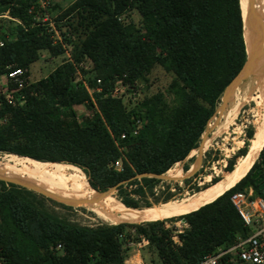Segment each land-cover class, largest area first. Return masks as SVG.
I'll return each mask as SVG.
<instances>
[{
	"label": "trees",
	"instance_id": "trees-1",
	"mask_svg": "<svg viewBox=\"0 0 264 264\" xmlns=\"http://www.w3.org/2000/svg\"><path fill=\"white\" fill-rule=\"evenodd\" d=\"M34 2L0 0V16L8 12L12 18L0 17V76L8 91L25 96L21 105L0 96V153L75 164L94 192L124 182L117 187L118 197L129 208H140L136 196H147V189L154 196L159 180L135 177L166 174L198 147L224 90L245 63L240 0H75L65 9L55 3L54 10L61 9L55 18L60 39L29 14ZM132 11L141 17L140 24L125 19ZM6 21L13 24L9 30ZM43 52L64 56L63 61L46 77L18 89L11 74L29 71ZM86 59L91 68L81 69L94 90L97 108L83 81L77 80L76 65ZM157 66L172 76L171 103L158 92L128 108L110 95L119 81L131 87L148 81ZM83 106L92 114L80 120L78 110ZM134 118L143 122L137 134ZM226 125L222 134H228ZM254 130L247 131L250 145ZM114 138L127 158L120 171L114 169L121 155ZM234 163L229 160V171ZM263 163L264 148L233 188L179 217L190 226L181 234L179 248L165 228L166 220L82 226L48 211L45 197L0 181V257L5 264H123L124 242L135 229V238H148V248L162 264L199 262L217 246L230 245L246 234L231 196L253 187L264 197L254 178L257 171L263 176Z\"/></svg>",
	"mask_w": 264,
	"mask_h": 264
},
{
	"label": "bare ground",
	"instance_id": "bare-ground-1",
	"mask_svg": "<svg viewBox=\"0 0 264 264\" xmlns=\"http://www.w3.org/2000/svg\"><path fill=\"white\" fill-rule=\"evenodd\" d=\"M254 3L260 12L263 24L262 46L264 56V0H254ZM246 6L247 3L244 0L245 37L249 46L251 42L250 32L248 31L250 19L247 15ZM229 96H231V99L227 105L219 110L208 124L207 136L203 142L204 151L211 146L226 123L239 111L255 106L256 117L255 133L248 154L224 180L222 179L206 190L188 194L183 199L180 198L181 200L164 202L144 209L129 208L124 203H115L103 197V195L96 204H84L80 207L92 212L107 223L119 225L121 223L138 224L144 220L180 216L216 200L225 190L249 172L264 145V62L261 72L252 66L242 80L227 88L224 100ZM0 177L35 186L40 191L69 203H75L77 200L97 194V191L94 192L89 189L86 174L83 170L75 164L65 162H44L28 156L4 154L0 156ZM30 180L35 181L45 190L32 184Z\"/></svg>",
	"mask_w": 264,
	"mask_h": 264
},
{
	"label": "rangeland",
	"instance_id": "rangeland-1",
	"mask_svg": "<svg viewBox=\"0 0 264 264\" xmlns=\"http://www.w3.org/2000/svg\"><path fill=\"white\" fill-rule=\"evenodd\" d=\"M73 1L75 0H54V4L57 3L61 6V9H65ZM61 9L54 10L53 8L54 15H58ZM125 19L132 20L136 24H140L141 21V17L137 13V11L130 12L129 16L125 17ZM5 23L7 25V30L11 29V27L13 26V24L9 21H6ZM63 58L64 56L52 57L48 52H43L40 60L32 64L30 67V82H36L46 77L59 64H61ZM85 65L91 67V62L89 63V61H87ZM147 79L148 81H138V85L140 88V96L138 100L134 102L126 101L125 104L128 108H133L137 106L145 96H150L158 92H163L170 103L173 101V97L168 93V87L171 83L172 76L168 74L162 67H155L149 74ZM238 81L239 80H236L233 84L237 83ZM221 102L222 97L219 105L221 104ZM91 114L92 110L86 106H83L78 110V116L80 120L83 117L89 116ZM237 114L238 113H236L230 119V121L226 123V126H228V128H226L228 134H222L224 129L223 128L220 135L217 136L211 146L205 151L202 164L201 155L199 154V148L202 143L201 140L198 147L196 148L197 150L194 149L184 161L180 162L179 166H177L170 172L164 174V177L166 179L157 178L159 181L154 184V196L150 195L148 189L147 196H136L140 204V208L136 209H144L164 202L181 200L188 194H192L196 191H199L200 189L206 190L210 188L213 184L220 182L222 179L224 180V175L226 173H232L238 161L241 158L244 159V157L248 154L250 148V138H248L247 131L251 127H253V130L255 128L256 108L255 106H252L251 108L242 111L241 114ZM253 132L255 133V130ZM246 142H248L249 144L247 152L245 155L240 156V150L246 146ZM4 154L7 153H0V156ZM259 157L260 155L257 157L254 164L259 160ZM231 159H233L235 163L233 169L229 171V160ZM186 167H188L187 171L184 170ZM262 170H264V163L262 164ZM187 176L190 177L185 178ZM214 178H216L218 181L214 182ZM30 181L32 184L44 189L35 181ZM167 187H169V189H166ZM38 196L45 197L40 194H38ZM103 197H106L118 204L121 202L123 203V201L118 197V190H110L103 194ZM45 198V208L48 211L57 214L58 216L64 219L70 220L71 222L89 227H97L101 225L103 226L110 224L102 219H99L95 214L80 206L65 208L61 206L60 203L55 201L53 202V200L51 201L47 197ZM177 221L178 219H174L173 221L166 220V222L170 226H175L174 222ZM143 256L147 264H162L157 254L149 248L143 251Z\"/></svg>",
	"mask_w": 264,
	"mask_h": 264
},
{
	"label": "built area",
	"instance_id": "built-area-1",
	"mask_svg": "<svg viewBox=\"0 0 264 264\" xmlns=\"http://www.w3.org/2000/svg\"><path fill=\"white\" fill-rule=\"evenodd\" d=\"M54 0H35V2L29 8V14L33 16L34 20L38 25L49 27L50 31H53L57 37L60 39L54 15ZM0 17L12 19L9 17L8 12L4 13ZM15 20V19H13ZM18 22L17 20H15ZM3 43L0 41V46ZM69 60L72 58L69 52L66 53ZM90 60H84L77 64V80L83 81V84L89 91L92 102L96 106L95 99L93 97L94 90L89 88L87 82L84 79V74L81 68L89 70L91 67L86 66V62ZM27 69H18L11 74V80L15 83L18 89L24 88L30 83V76L28 75ZM100 83V80L98 81ZM98 88L97 91H100ZM110 95L113 98L121 99L125 103L126 101H136L140 96V88L138 82L135 87H131L129 84H124L122 81L117 82L110 91ZM0 96H3L7 102L16 104H23L25 101L24 95H19L16 97L14 92L7 90V85L4 78L0 76ZM135 129L134 134H137L138 129L142 127L143 122L141 119L134 118ZM126 134L121 136L124 139ZM115 144L117 145L121 155L114 162V169L117 171L122 170L123 162L127 161L125 155V148L120 145L119 139H115ZM264 177V170H263ZM231 202L237 209L238 214L243 220V225L247 229L246 234H239L235 241L230 245L217 246L215 250L203 259L196 263L180 262L172 264H264V197L257 194L253 187L246 188L244 191L236 192L231 196ZM177 222H174L175 226H170L165 221V228L171 232V240L176 248L182 246L181 234H183L187 229H189V224L186 220L181 218ZM173 221V220H172ZM131 237L127 238L124 242V248L127 249L125 254V259L123 264H147L143 251L150 246V241L148 238L136 239L135 229H130ZM126 233L121 235L124 239ZM57 249H62L61 245L57 246ZM0 264H5V261L0 257Z\"/></svg>",
	"mask_w": 264,
	"mask_h": 264
},
{
	"label": "water",
	"instance_id": "water-1",
	"mask_svg": "<svg viewBox=\"0 0 264 264\" xmlns=\"http://www.w3.org/2000/svg\"><path fill=\"white\" fill-rule=\"evenodd\" d=\"M241 1L242 0H240V5H241V13H242V19H243V33H244V40H245V45H246L247 57H246V60H245V63L243 65V67L241 68V70L239 71V73L237 74V76L231 81V83L224 90V93L222 95L223 96L222 97V102H221L220 105H218L215 114L219 110H221L224 106H226L227 103L229 102V100L231 99V96H229V97H227L224 100V94H225L227 88H229L234 81H236V80H242L246 76V74H247L248 70L250 69V67H252V66L256 70H258L259 72H261L262 71V68H263V62H264L263 46H262V40H263V36H262V33H263V24H262V19H261V16H260V12L258 11L257 6L254 3V0H246V3H247V6H246L247 7V15H248V17L250 19V25L248 26V28H249L248 31L250 32V36H251V42H250V45L248 46L247 45V42H246V37H245V22H244V15H243V9H242V2ZM207 132H208V125H207V127H206V129H205V131H204V133L202 135V143H201V146L199 148L200 149L199 150L200 151V155H201V164H202V161H203V158H204V153H205V151L203 150V147H204L203 146V142H204L205 137L207 136ZM263 148H264V145L262 146V148H261L258 156L260 155V153L263 150ZM201 164H200V166H201ZM251 168H250V170H251ZM193 175H191V176H193ZM142 177L165 178L164 177V174L157 175V174H150V173L140 174V175H137L135 178H142ZM189 177L190 176H187L185 178H189ZM254 178H255L256 184L259 186V189L264 194V177L262 176L261 172H258L257 171L254 174ZM241 180H239L238 182H240ZM0 181L6 182L8 184H13V185H16V186L25 188L27 190L33 191L35 193H38V194H40L42 196H45V197L53 200L55 202H58L60 204H63V205L69 206V207H77V206L84 205V204H96L97 202H99V199L101 198V196L103 194H105L106 192H108L110 190L111 191H116L117 190V187L120 184H123L124 183V182H121L117 186L111 187V188H109L106 191H98V190H96L97 191V194H94V195H92L90 197H87V198H84V199H81V200H77V202H75V203H69V202H65V201L59 200L57 198H54V197H52V196H50V195H48V194L40 191L35 186H30V185H27L25 183H22V182H19V181H16V180L6 179V178H2V177H0ZM237 183H235L233 186L229 187L223 193H225L229 189L233 188ZM209 203H211V202H208L206 204H209ZM206 204H204V205H206ZM204 205H202V206H204ZM201 207H199V208H201ZM199 208H197L195 210H192L190 212L196 211ZM190 212H188V213H190ZM185 214H187V213H185ZM182 215H184V214H182ZM182 215H180V216H182ZM180 216H173V217H169V218H165V219H150V220H144V221H142L140 223H144V222H154V221H158V220H170V219H174V218H179Z\"/></svg>",
	"mask_w": 264,
	"mask_h": 264
},
{
	"label": "crops",
	"instance_id": "crops-1",
	"mask_svg": "<svg viewBox=\"0 0 264 264\" xmlns=\"http://www.w3.org/2000/svg\"><path fill=\"white\" fill-rule=\"evenodd\" d=\"M30 76V75H29Z\"/></svg>",
	"mask_w": 264,
	"mask_h": 264
}]
</instances>
